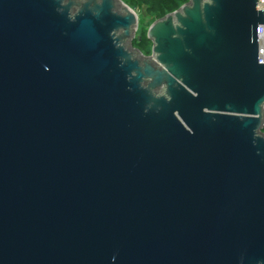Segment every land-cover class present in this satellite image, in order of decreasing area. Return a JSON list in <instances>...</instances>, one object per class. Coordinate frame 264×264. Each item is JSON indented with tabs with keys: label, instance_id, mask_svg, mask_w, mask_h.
I'll use <instances>...</instances> for the list:
<instances>
[{
	"label": "water",
	"instance_id": "1",
	"mask_svg": "<svg viewBox=\"0 0 264 264\" xmlns=\"http://www.w3.org/2000/svg\"><path fill=\"white\" fill-rule=\"evenodd\" d=\"M262 25L0 0V264H264Z\"/></svg>",
	"mask_w": 264,
	"mask_h": 264
},
{
	"label": "trees",
	"instance_id": "2",
	"mask_svg": "<svg viewBox=\"0 0 264 264\" xmlns=\"http://www.w3.org/2000/svg\"><path fill=\"white\" fill-rule=\"evenodd\" d=\"M133 10L142 12L133 46L144 55H151L152 42L147 39L149 27L157 20L178 10L190 0H122Z\"/></svg>",
	"mask_w": 264,
	"mask_h": 264
},
{
	"label": "built area",
	"instance_id": "3",
	"mask_svg": "<svg viewBox=\"0 0 264 264\" xmlns=\"http://www.w3.org/2000/svg\"><path fill=\"white\" fill-rule=\"evenodd\" d=\"M259 10L264 11V0H259ZM259 63L264 64V25L258 27Z\"/></svg>",
	"mask_w": 264,
	"mask_h": 264
},
{
	"label": "rangeland",
	"instance_id": "4",
	"mask_svg": "<svg viewBox=\"0 0 264 264\" xmlns=\"http://www.w3.org/2000/svg\"><path fill=\"white\" fill-rule=\"evenodd\" d=\"M136 13L138 14V17H139V21H140V18L141 16L143 15L142 12L138 11V10H135ZM139 26H140V23H139ZM136 37H137V34H136ZM146 56H149V55H146Z\"/></svg>",
	"mask_w": 264,
	"mask_h": 264
}]
</instances>
